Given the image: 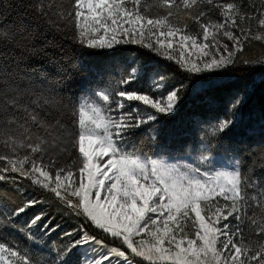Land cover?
<instances>
[{
    "label": "snow or ice",
    "instance_id": "1",
    "mask_svg": "<svg viewBox=\"0 0 264 264\" xmlns=\"http://www.w3.org/2000/svg\"><path fill=\"white\" fill-rule=\"evenodd\" d=\"M253 21L264 29V4L246 0H0V264H264V177L243 171L229 135L245 96L216 83L246 42L264 41ZM123 45L196 78L172 83ZM74 51L111 57L79 96L27 70ZM210 90L225 92L222 114L162 155L174 146L160 140L161 117ZM58 232L67 242L53 249Z\"/></svg>",
    "mask_w": 264,
    "mask_h": 264
},
{
    "label": "trees",
    "instance_id": "2",
    "mask_svg": "<svg viewBox=\"0 0 264 264\" xmlns=\"http://www.w3.org/2000/svg\"><path fill=\"white\" fill-rule=\"evenodd\" d=\"M221 2H230V0H221ZM247 3L255 2L257 5L264 4V0H246ZM145 3L150 4L151 0H145ZM153 11H155L153 9ZM9 21H15L20 16L19 10H13L6 14ZM213 20L222 22V17L213 15ZM244 27H248V22H245ZM252 35L255 31L261 30L256 26V22L251 23ZM195 31V29H192ZM218 38L224 43L229 44L231 41L223 37L222 33L218 34ZM202 39V36H201ZM121 55L126 58H135L136 63L145 65L149 69H160L166 75L171 77V82L175 83L180 80H187L190 76L196 78L193 74L181 72L174 61L164 59L160 55L141 47L139 45H123L121 46ZM177 58H179L177 56ZM111 57L103 52L85 51L81 54L79 51H74L73 54H64L59 57V65H53L51 62L44 59H37L28 65V72L33 69L43 70L49 74L48 82L62 89L63 93L69 96H79L81 87L87 84L90 80L96 81L95 71L102 70L108 64ZM243 60L255 62L264 60V41L249 40L244 45V50L237 54L236 65L229 70V78H220L216 80L218 84H225L232 92H239L245 96V103L241 109V120L229 134L240 148V156L243 158V171L254 170L256 176L264 177V66L255 63L245 65ZM83 63V68H74L73 65ZM223 75V74H221ZM118 79V77H115ZM59 80L61 83L56 84ZM92 86H95L94 84ZM225 92L210 90L202 98L189 96L178 109L177 113L171 117H161L163 128L161 129L160 140L167 145L174 147L162 152V155H180L175 146L185 139L203 138L204 132L201 130L203 125H197L198 121L209 117L221 115L224 108ZM140 137H137L139 140ZM150 143L146 141V144ZM139 147V143L137 144ZM145 152L151 154L152 149L145 146ZM230 155V154H229ZM229 155L224 156V161H229ZM64 163V161H61ZM68 163H71L69 161ZM58 222H61L65 230L74 225L73 219L57 217ZM247 236V230L245 232ZM17 239H21L17 236ZM251 239L255 240L253 235ZM62 235L58 232L48 241L49 245L55 249L57 244L66 243ZM141 264H148L142 258H138Z\"/></svg>",
    "mask_w": 264,
    "mask_h": 264
},
{
    "label": "rangeland",
    "instance_id": "3",
    "mask_svg": "<svg viewBox=\"0 0 264 264\" xmlns=\"http://www.w3.org/2000/svg\"><path fill=\"white\" fill-rule=\"evenodd\" d=\"M257 31L264 32V29L257 30ZM257 31H255V34H256ZM173 43H174V47H177V49H178L177 52H176V55L179 57L180 52H179L178 42L176 40H174ZM185 55H188V52H185ZM196 55H198V54H196ZM165 156H167V155H165ZM181 162L182 163H188L189 161L182 160ZM228 162L229 161H225V164H227ZM137 264H141L139 260H137Z\"/></svg>",
    "mask_w": 264,
    "mask_h": 264
}]
</instances>
